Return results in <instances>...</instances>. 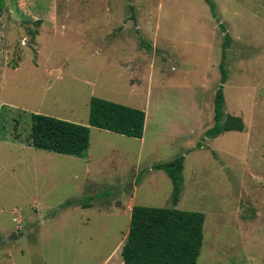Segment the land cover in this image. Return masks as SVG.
I'll return each mask as SVG.
<instances>
[{
	"label": "rangeland",
	"instance_id": "obj_1",
	"mask_svg": "<svg viewBox=\"0 0 264 264\" xmlns=\"http://www.w3.org/2000/svg\"><path fill=\"white\" fill-rule=\"evenodd\" d=\"M211 1L216 17L207 0H6L0 264H124L127 191L173 207L154 165L179 157L177 208L206 215L196 264H264V0ZM221 24L224 111L244 130L212 137ZM92 96L144 109V137L94 127L84 157L29 145L32 113L87 124Z\"/></svg>",
	"mask_w": 264,
	"mask_h": 264
},
{
	"label": "trees",
	"instance_id": "obj_2",
	"mask_svg": "<svg viewBox=\"0 0 264 264\" xmlns=\"http://www.w3.org/2000/svg\"><path fill=\"white\" fill-rule=\"evenodd\" d=\"M211 11L216 17L215 3ZM6 8V0H0V16ZM40 23V21H37ZM224 34L223 57L220 63L221 85L215 96V125L206 135L216 137L225 131H242L241 116L224 111L223 84L228 73L225 65L227 49L232 36L221 24ZM146 111L142 108L115 102L99 96L90 99L87 124L58 118L43 113L31 114L29 145L61 154L84 157L90 147L91 127L109 130L134 138H142L145 132ZM184 158L158 163L154 167L164 169L173 183V207L134 205L127 238L122 247L124 264H196L204 241L206 215L202 211L177 208L184 177ZM76 203L70 200L64 207Z\"/></svg>",
	"mask_w": 264,
	"mask_h": 264
},
{
	"label": "crops",
	"instance_id": "obj_3",
	"mask_svg": "<svg viewBox=\"0 0 264 264\" xmlns=\"http://www.w3.org/2000/svg\"><path fill=\"white\" fill-rule=\"evenodd\" d=\"M91 99V98H90ZM146 117H147V114H146ZM85 118H87V116H85ZM84 118V119H85ZM88 120H89V118H88ZM80 121H83V120H80ZM79 123H81V122H79ZM146 126V125H145ZM94 127H92L91 128V130L93 129ZM97 128V127H96ZM144 137V136H143ZM142 137V138H143ZM72 156H74V155H72ZM169 176V175H168ZM136 183H138V182H136ZM139 188H140V186L139 185H136V184H132L131 185V187H130V189L127 191V195L129 196V198H130V202H129V204H128V206H129V209L130 210H132V207L134 206V205H137L136 204V202H137V200H138V192H139ZM179 203V202H178ZM88 207H90V206H88ZM129 231V230H128ZM127 235H128V233H127ZM126 238H127V236H126ZM125 243V240H124V242H123V244Z\"/></svg>",
	"mask_w": 264,
	"mask_h": 264
}]
</instances>
